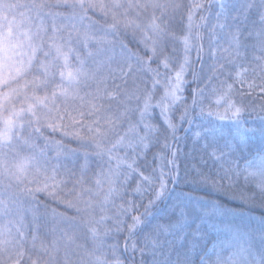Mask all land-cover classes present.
<instances>
[{
  "label": "clouds",
  "instance_id": "9594fccd",
  "mask_svg": "<svg viewBox=\"0 0 264 264\" xmlns=\"http://www.w3.org/2000/svg\"><path fill=\"white\" fill-rule=\"evenodd\" d=\"M154 22L191 47L166 37L154 55ZM261 92L264 0H0V264H264V140L205 137L264 123ZM133 125L147 149L122 142ZM117 158L147 179L125 181ZM129 204L144 216L131 233ZM93 216L108 217L98 240Z\"/></svg>",
  "mask_w": 264,
  "mask_h": 264
},
{
  "label": "snow or ice",
  "instance_id": "6c2138e0",
  "mask_svg": "<svg viewBox=\"0 0 264 264\" xmlns=\"http://www.w3.org/2000/svg\"><path fill=\"white\" fill-rule=\"evenodd\" d=\"M189 27H191V17H189ZM152 30L153 33L155 34L156 38H152L151 39V48H152V52L154 55L159 54L161 56V58H163V52L161 51V48L163 47V42L165 40V38H169V39H178V40H182L183 41V45L185 48V51L187 52V50L191 47V43H190V34L189 35H184V36H176L175 33H172L170 35L166 34L164 29L161 27V25L159 23L154 22L152 24ZM239 48V40L238 38L233 39V45L231 47H229L228 49H225V53H231L234 49H238ZM188 56H185V61H188ZM237 76H240L241 73L237 72L236 73ZM183 81V70L181 72L177 73V82L176 84L173 86L171 92L169 93V95L174 99H179V97L177 96V89H179L181 83ZM226 95V93L224 94ZM224 95H221L218 99H217V103L219 104L223 99H224ZM261 95H264V92H261ZM150 107L149 103H145V109L147 110ZM255 110V109H254ZM242 111V109L240 107H236L234 104L229 103L227 105V107L225 108V112H231L232 116L235 117L237 116L240 112ZM259 114L261 116H264V105H260L259 106ZM218 115L221 116V119L224 118V115L221 113H218ZM141 119L143 120L144 117L143 115L141 116ZM169 128H172L173 130L175 129V125H173L171 122H169L168 124ZM144 128L147 130H154L153 126L149 123H145L144 124ZM149 132L145 131V133L143 135L139 134V131L137 130L136 126L133 125L130 129H129V136L126 140H124L122 138V142L126 143L127 146L129 148H132L133 150H135L136 148V144L140 143L143 145V147L145 149L148 148V143H147V138H148ZM197 136H199V133H197ZM213 155H215V153H213ZM262 164H264V161H262ZM121 165H127V167L131 170L129 173L125 174V181H127L128 179L131 178L132 174H135V176L141 178V179H147V177L144 176L143 170L139 169L137 167H135L132 163L126 161L123 158H117V164H116V168L119 169ZM111 175V173H110ZM100 182L98 181V184ZM108 184H109V188L108 191L104 193L103 196V200L105 203H107L108 201H110V199L112 198V196L114 195V193L116 192V189L112 186L113 182L111 179L108 180ZM166 184L164 182L161 183V187L160 190L155 194V199H159L163 194H164V190H165ZM136 191H141V186L139 184H137L136 187ZM126 212L131 213V219L133 221V223L128 224L127 225V229L128 231L134 232L135 229L137 228V226H140L143 224L144 222V216L139 214L136 211V206L134 204H129L128 207L125 209ZM146 214H147V210H146ZM52 215L55 217L57 215L55 210H52ZM61 218L63 219V215L60 214ZM34 221L37 224V228L39 227V220H40V214L38 212H34L33 215ZM108 217L107 216H103L99 219H97L95 216H93L90 220V231L92 234V238L93 240H98L99 238V232L97 230L96 227L91 226L94 224H98L101 223L105 220H107ZM109 226L105 225V232L109 231ZM102 243V241H99ZM44 242H41V246L43 247ZM55 247V245H53ZM125 248H131L132 251L136 250V244L135 242H131L129 243V241H125ZM16 264H23V260H18L16 262ZM97 264H103L102 258L98 257L97 258Z\"/></svg>",
  "mask_w": 264,
  "mask_h": 264
},
{
  "label": "trees",
  "instance_id": "16d2710c",
  "mask_svg": "<svg viewBox=\"0 0 264 264\" xmlns=\"http://www.w3.org/2000/svg\"><path fill=\"white\" fill-rule=\"evenodd\" d=\"M205 137L210 143L224 150L255 145L264 140V123L257 119L250 122L218 125L208 129ZM185 149L188 150V145ZM226 206L231 207L232 205Z\"/></svg>",
  "mask_w": 264,
  "mask_h": 264
}]
</instances>
